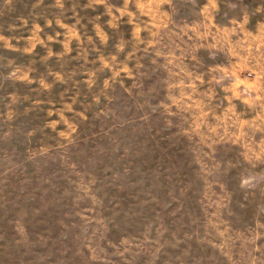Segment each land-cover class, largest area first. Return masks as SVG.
<instances>
[{"label":"rangeland","instance_id":"374dc122","mask_svg":"<svg viewBox=\"0 0 264 264\" xmlns=\"http://www.w3.org/2000/svg\"><path fill=\"white\" fill-rule=\"evenodd\" d=\"M231 47L264 0H0V264H264V59Z\"/></svg>","mask_w":264,"mask_h":264},{"label":"crops","instance_id":"0c3cea01","mask_svg":"<svg viewBox=\"0 0 264 264\" xmlns=\"http://www.w3.org/2000/svg\"><path fill=\"white\" fill-rule=\"evenodd\" d=\"M175 47H168L169 54L175 55L174 51ZM178 60L181 64L182 68H188V62L187 58H192L193 61L198 62L197 69L194 70L195 75H197L200 78V82H204V79H208L209 81H212L214 77L224 74L228 69L224 67L223 64H216L213 63V60L220 59V51L221 53L227 55L229 54L225 48L226 47H178ZM189 48V50H188ZM243 48L246 49V51L251 53V56L255 59H264V47H233L235 56L237 57V60L240 59H246L250 57L249 54H243ZM190 49H192L190 51ZM232 47L230 48L231 52L233 51ZM215 51V52H214ZM218 52V55H215V53ZM237 54V55H236ZM195 59V60H194ZM241 60V61H242ZM190 61V60H189ZM208 61L211 63L208 64ZM225 70V71H224ZM223 71V72H220ZM211 75V76H208Z\"/></svg>","mask_w":264,"mask_h":264}]
</instances>
